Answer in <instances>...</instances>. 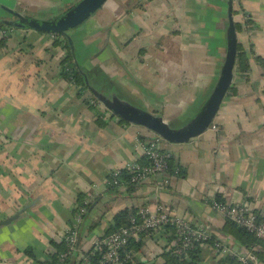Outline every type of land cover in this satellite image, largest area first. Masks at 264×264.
<instances>
[{
	"label": "crops",
	"instance_id": "obj_1",
	"mask_svg": "<svg viewBox=\"0 0 264 264\" xmlns=\"http://www.w3.org/2000/svg\"><path fill=\"white\" fill-rule=\"evenodd\" d=\"M76 1L0 3L30 17L64 12ZM227 2L107 0L68 33L74 60L99 92L181 127L217 82L226 54ZM240 3L254 26L247 29L238 12L237 42L264 63V0ZM9 16L0 8V19ZM64 52L53 35L34 30L13 28L0 41V221L22 210L0 224V264H50L54 242L63 240L75 204L89 193L93 202L78 223V255L66 264H76L105 235L114 214L131 207L165 209L202 225L211 240L201 242L199 264H234L218 260L215 240L248 247L212 200L244 201L264 216V64L249 55V71L234 72L210 127L184 143L161 139L159 147L170 154L173 167L129 191L125 185L109 188L108 176L139 161L144 156L139 140L156 135L91 104L89 89L61 75ZM135 242L136 260L164 264L163 253L174 240L160 229Z\"/></svg>",
	"mask_w": 264,
	"mask_h": 264
},
{
	"label": "built area",
	"instance_id": "obj_2",
	"mask_svg": "<svg viewBox=\"0 0 264 264\" xmlns=\"http://www.w3.org/2000/svg\"><path fill=\"white\" fill-rule=\"evenodd\" d=\"M13 29L10 30L12 32ZM6 34V31L0 27V38ZM90 103L93 105L104 106L96 98H92ZM161 138L154 136L149 139L139 140V145L142 147L144 156L147 162L140 164L139 162L128 163L126 167L133 171L131 180L140 182L147 176L168 170L169 153L164 152L159 147ZM119 169V168H118ZM118 169L113 170L110 175H116ZM107 184L117 183V179L113 178L111 181L107 179ZM93 199V194L89 193L85 196L82 204L78 207L74 214V222L64 232L63 239L66 242V248L58 257V260L53 264H65L67 257L74 254L77 248L78 241V223L88 204ZM212 206L223 213L227 219L235 222L240 227L254 233L256 236L264 238V219H260L255 211H253L247 202H227L221 199H213ZM140 219L137 220L134 216L130 218L129 224L121 226L109 233L96 238L93 241L92 248L101 249L105 246V252L102 255V262L105 264H117L122 260L119 256V250L127 242L130 236L138 237L139 232L142 230H158L161 229L166 223L174 226L176 231V248L174 251L178 254H184L191 248L195 242L207 238L209 235L202 225L192 224L183 220L180 217L171 215L167 210H160L156 213H151L146 208L138 209ZM216 252L222 255H232L236 258L237 264H259L251 248L237 249L221 241L214 243ZM124 260L132 258V254L126 252ZM76 264H87V254L82 253L78 256Z\"/></svg>",
	"mask_w": 264,
	"mask_h": 264
},
{
	"label": "water",
	"instance_id": "obj_3",
	"mask_svg": "<svg viewBox=\"0 0 264 264\" xmlns=\"http://www.w3.org/2000/svg\"><path fill=\"white\" fill-rule=\"evenodd\" d=\"M106 1L107 0H77L69 9L49 19L28 17L1 3L0 8L7 11L10 15L8 19L4 20L7 25L17 29L62 35L71 43L73 50L71 37L68 33L94 15ZM227 5L228 26L226 28V54L217 82L201 108L183 126L173 128L162 116L122 101L115 95L109 97L90 86L87 79H85L88 89L113 116L134 125L143 126L167 142L184 143L202 134L213 123L220 104L232 85L234 78L237 37L234 20L231 14V0H228ZM21 211L22 210L1 220L0 224L8 223L13 218L17 217Z\"/></svg>",
	"mask_w": 264,
	"mask_h": 264
},
{
	"label": "trees",
	"instance_id": "obj_4",
	"mask_svg": "<svg viewBox=\"0 0 264 264\" xmlns=\"http://www.w3.org/2000/svg\"><path fill=\"white\" fill-rule=\"evenodd\" d=\"M241 0H231V14L234 20V24H235V29L236 31H238L241 28V25L239 24V22L235 19V16L237 15L238 12L242 11L244 13L245 16V22L244 25L247 26V29H250L254 26V24H252V19L250 18V16L241 8ZM27 16V15H26ZM29 17V16H28ZM5 19L1 18L0 19V27L3 28L6 31V34L0 39V41L5 40L8 36H10V30L13 29L14 27L7 25L4 22ZM51 35H53L54 38V44H59L62 45L64 48V55L60 61V73L61 75L66 78L69 79L70 81H72L77 87L81 88V89H88V86L86 84V80H85V76L84 73L80 70V68L78 67L77 63L74 60V53L71 47V43L68 41V39L62 35L59 34H53V33H49ZM249 55H252L253 58H255L256 61H258L259 63H261L262 65L263 63V59L260 56H257L254 54V52L251 50H246L244 49L238 42L236 43V56H235V64H234V72H239V73H247L250 69V64H249ZM230 88H232L230 86ZM229 88V90H230ZM228 90V91H229ZM94 97V96H93ZM95 98V97H94ZM121 121H124L121 119ZM127 122V121H124ZM140 164H144L147 162V158L145 156H143L139 161ZM168 163H169V167L170 169L173 167L172 165V161H171V156H169L168 158ZM133 175V171L128 168V167H122L118 169V173L116 175H110L108 176V180H112L113 178L117 179V183H112V184H107V186L109 188H115L117 186L120 185H125L127 190L132 191L136 184L138 182H134L131 180V177ZM85 198V196L83 198H79V201L75 204L74 206V214L77 211L78 207L82 204L83 199ZM93 201H90L88 204H86V209L89 207V205L92 203ZM85 209V210H86ZM258 217L260 219H264V216H260L259 214H257ZM134 216L137 220L140 219L139 217V213L138 210L136 208H123L121 210H118L114 216H113V223L110 224L109 228L107 229L106 233H109L112 230H115L121 226H124L126 224H129L130 222V218ZM83 217V216H82ZM81 217V218H82ZM228 222L236 229V231L238 232L239 236L243 238V244L252 249V252L254 253L255 257H257L259 260L264 261V238L263 237H259L256 236L254 233L246 230L243 227H240L239 225H237L235 222L231 221L228 219ZM96 223V222H95ZM162 230H167L169 231V236L170 238H173V240L176 238V231L173 225L166 223L162 228ZM160 230V229H158ZM149 231H155V230H142L139 232V236L136 238L134 236H130L127 240V242L123 245V247L119 250V256L121 258V262L117 263V264H143L142 262L136 260L133 257L132 254V247H136L137 246V242L135 241H139V237L141 234H143L144 232H149ZM211 236L208 235L206 239L201 240V241H197L194 243V245L189 248L184 254H178L174 251V249L176 248V243L166 249L163 253L165 262L164 264H199V260H200V252H201V242L204 241H210ZM219 241V240H215ZM257 246V248L255 250H253V248L251 246ZM66 248V242L65 240H61L59 242H54V251L51 252L50 257H49V262L50 264L55 263L58 260L59 254L65 250ZM106 247L102 246L101 249H95V248H90L86 254H87V264H105L104 262H102V255L105 252ZM129 252L132 254V258L130 259H126L124 260L123 255ZM220 253H216V255H218ZM78 254H70L66 261L65 264L68 262V260L70 258H75L77 257ZM219 261H224V262H232L234 264H237V260L234 256L232 255H220L218 258Z\"/></svg>",
	"mask_w": 264,
	"mask_h": 264
},
{
	"label": "rangeland",
	"instance_id": "obj_5",
	"mask_svg": "<svg viewBox=\"0 0 264 264\" xmlns=\"http://www.w3.org/2000/svg\"><path fill=\"white\" fill-rule=\"evenodd\" d=\"M67 10V9H66ZM65 10V11H66ZM63 12V11H61ZM60 13H53V14H50V15H43V14H33V15H30V17H38V18H44V19H49V18H53V17H56L58 16Z\"/></svg>",
	"mask_w": 264,
	"mask_h": 264
}]
</instances>
